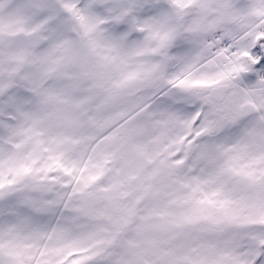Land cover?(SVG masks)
<instances>
[{
    "label": "snow or ice",
    "instance_id": "snow-or-ice-1",
    "mask_svg": "<svg viewBox=\"0 0 264 264\" xmlns=\"http://www.w3.org/2000/svg\"><path fill=\"white\" fill-rule=\"evenodd\" d=\"M0 264H264V0H0Z\"/></svg>",
    "mask_w": 264,
    "mask_h": 264
}]
</instances>
